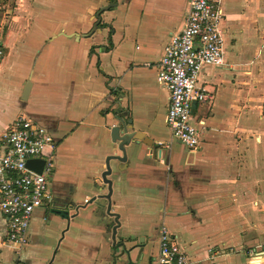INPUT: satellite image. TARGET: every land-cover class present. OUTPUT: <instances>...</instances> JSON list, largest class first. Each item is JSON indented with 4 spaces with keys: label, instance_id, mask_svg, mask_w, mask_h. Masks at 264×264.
Wrapping results in <instances>:
<instances>
[{
    "label": "crops",
    "instance_id": "1",
    "mask_svg": "<svg viewBox=\"0 0 264 264\" xmlns=\"http://www.w3.org/2000/svg\"><path fill=\"white\" fill-rule=\"evenodd\" d=\"M189 1L0 7V148L20 114L56 145L51 199L34 210L20 252L6 242L0 210V264H158L162 225L191 264H264V0H221L225 63L202 68L199 83L213 97L193 106L195 150L173 137L170 93L157 81ZM123 123L156 148L132 141L125 162L110 161L108 200L102 175Z\"/></svg>",
    "mask_w": 264,
    "mask_h": 264
},
{
    "label": "built area",
    "instance_id": "2",
    "mask_svg": "<svg viewBox=\"0 0 264 264\" xmlns=\"http://www.w3.org/2000/svg\"><path fill=\"white\" fill-rule=\"evenodd\" d=\"M224 15L221 0H190L183 28L171 35L157 64V81L170 93L166 122L173 137L193 150L201 145V130L192 114L193 106L207 103L213 97L199 83L202 68L225 63ZM2 56L0 47V59ZM1 138L0 210L8 223L6 242L20 252L28 242L34 210L51 199L48 179L54 170L56 145L52 134L25 114L15 118ZM33 158L45 160L42 172L27 165ZM178 238L162 225L158 264H191ZM251 263L259 264V260L253 259Z\"/></svg>",
    "mask_w": 264,
    "mask_h": 264
},
{
    "label": "water",
    "instance_id": "3",
    "mask_svg": "<svg viewBox=\"0 0 264 264\" xmlns=\"http://www.w3.org/2000/svg\"><path fill=\"white\" fill-rule=\"evenodd\" d=\"M114 5H116V3H114ZM104 10H106V7H104V8L102 7L100 9L98 15H97V19H99V21L96 23V27L98 26L99 22H101L100 14ZM112 131H113L112 132V139L116 143V146H117V148L115 150L116 153L114 154V156L108 157V159L106 160L107 170L102 175L103 181L105 183H108V186H109L108 187L109 192L106 195H103V197L107 198L108 200H110L111 193H112V183H111V180L108 179V177H107L112 172L110 161L112 159H117L121 162H125L126 161V145L132 141H140L141 140L144 143H146L147 145L154 147V149L156 148V144H153V141L152 142L147 141L145 139V136H143L142 133H140V132H128V128L126 127V125L124 123L122 124V126L116 127ZM119 152H121V154ZM27 165L37 172H42V169L45 165V160L43 158L29 159L27 161ZM108 208H110V206Z\"/></svg>",
    "mask_w": 264,
    "mask_h": 264
},
{
    "label": "rangeland",
    "instance_id": "4",
    "mask_svg": "<svg viewBox=\"0 0 264 264\" xmlns=\"http://www.w3.org/2000/svg\"><path fill=\"white\" fill-rule=\"evenodd\" d=\"M5 2L8 3L7 5L12 6L13 0H0V7L4 8Z\"/></svg>",
    "mask_w": 264,
    "mask_h": 264
}]
</instances>
